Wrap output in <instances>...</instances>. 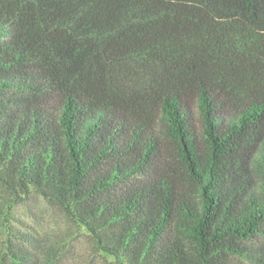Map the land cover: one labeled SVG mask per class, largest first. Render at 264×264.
Returning a JSON list of instances; mask_svg holds the SVG:
<instances>
[{
    "label": "trees",
    "instance_id": "16d2710c",
    "mask_svg": "<svg viewBox=\"0 0 264 264\" xmlns=\"http://www.w3.org/2000/svg\"><path fill=\"white\" fill-rule=\"evenodd\" d=\"M0 186L111 264H264V0H0ZM7 205L0 264L72 256Z\"/></svg>",
    "mask_w": 264,
    "mask_h": 264
},
{
    "label": "rangeland",
    "instance_id": "374dc122",
    "mask_svg": "<svg viewBox=\"0 0 264 264\" xmlns=\"http://www.w3.org/2000/svg\"><path fill=\"white\" fill-rule=\"evenodd\" d=\"M14 198L0 186L1 211L12 205L8 224L55 243L60 255H72L56 264H111L92 249L89 238L58 208L36 195L26 200L15 198L16 202Z\"/></svg>",
    "mask_w": 264,
    "mask_h": 264
}]
</instances>
